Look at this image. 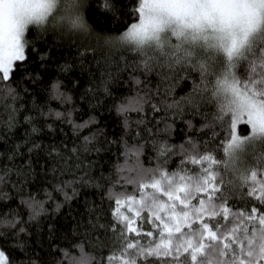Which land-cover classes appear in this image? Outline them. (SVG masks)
Listing matches in <instances>:
<instances>
[{
	"label": "snow or ice",
	"instance_id": "obj_1",
	"mask_svg": "<svg viewBox=\"0 0 264 264\" xmlns=\"http://www.w3.org/2000/svg\"><path fill=\"white\" fill-rule=\"evenodd\" d=\"M96 7L112 13L114 23H123L112 33H96L103 38L105 51L100 56L109 69L116 63L111 53L127 50L134 59L123 66L133 71L142 68L144 73L158 69V75L169 81L166 89L177 82L180 73L194 70L198 78L180 97L182 103L167 99L159 87L146 85L116 102L124 125L118 138L123 162L117 163L116 179L101 197L111 202V222L101 223L99 206L85 197L87 218L75 220L71 239L59 248L56 264H111L117 250L106 256L88 250L91 234L98 229L111 231L118 239L120 264H264V0H129L128 5L123 0H97ZM90 9L89 0H0V97L9 100L5 104L11 109L7 128L14 125L16 112L24 107L16 103L23 98L24 82H35L40 75L30 67L33 56L40 61V68L46 66L52 47L47 34L52 32L53 41L59 42L93 33L85 15ZM79 52L96 55L97 49L85 46ZM60 67L70 69L67 63ZM129 75L141 84L139 76ZM107 79H111L110 70ZM104 90L108 91L106 84ZM48 92L62 103L71 99L59 79L53 80ZM209 105L211 117L205 114L199 124L185 120L183 139L173 143L174 119H183L185 111L202 115L201 110ZM131 111L138 113L131 138L134 142L128 139ZM53 112L62 118L72 116L71 111L51 108L48 112L41 109L39 114ZM95 119L93 115L73 122L74 131ZM24 120L32 125L30 133L26 132L25 141L17 142L7 155L14 161L27 144L29 156L23 165L0 168L3 200L10 198L5 187H22L37 171L31 154L41 145L27 137L41 128L31 115H25ZM139 125L145 126L147 137H141ZM240 125L248 131L242 133ZM101 132L95 129L83 135L80 147L99 152ZM211 138L219 139L209 143ZM149 145L145 162L142 157ZM71 151L77 153L79 148L74 146ZM52 153L60 155L56 144L49 148ZM174 156L179 159L170 168ZM61 162L67 161L61 157ZM13 173L15 180L11 179ZM78 178L83 181V174ZM67 183L56 187L63 191ZM84 183L100 186L97 178ZM114 185L121 186L116 189ZM74 194H78L75 187L71 194L65 192V201ZM21 202L29 208L30 220L45 211L43 201L35 195ZM11 212V216L0 217V224L15 227L21 221L16 210ZM22 223L12 235L23 250L25 241L19 234L26 229ZM0 264H10L3 248ZM17 264L39 262L28 258Z\"/></svg>",
	"mask_w": 264,
	"mask_h": 264
},
{
	"label": "trees",
	"instance_id": "obj_2",
	"mask_svg": "<svg viewBox=\"0 0 264 264\" xmlns=\"http://www.w3.org/2000/svg\"><path fill=\"white\" fill-rule=\"evenodd\" d=\"M89 2L91 9L86 11L85 15L94 32L84 36H71L59 42L53 41L52 32L47 34V42L52 47L46 60V66L40 68V61L33 56V64L30 67L38 71L40 75L35 82H24L23 98L16 101L24 107L16 112V122L11 128L6 127L11 109L6 108L5 104L9 103V100L0 97V168L5 164L23 165L29 156L27 152L29 145L27 144L20 148L21 154L16 155L14 161H9L7 155L17 142L25 141L26 132L30 133L32 125L24 120L25 115H31L36 126L41 128L38 133H31L27 137L29 142L34 140L41 145L38 151L34 150L31 154L33 167L37 170L36 174L30 176L22 187L18 185L16 189H12L9 184L4 190L10 193V198L0 199V217L5 214L11 216V210H16L23 222L22 226L26 229V232L19 234V238L25 241V247L22 250L15 243L17 237L12 235L15 227L21 226V221H17L15 227L0 224V248L9 254L10 264H17L20 259L27 260L28 258L38 261L39 264H56L59 248L66 247L71 239L75 220L81 216L87 218L85 197L90 201H95L99 206L98 210L103 217L101 223H110L112 219L111 202L107 198L101 200V197L116 179L117 163L123 162V156L120 155L123 148L118 143V138L123 134L124 125L123 118L116 111V102L122 97L134 95L142 85H146L152 89L159 87L161 94H166L167 99H175L182 103L180 97L188 93L193 87L192 80L198 78V72L194 70H190L187 75L180 73L177 82L166 89L165 85L169 81H165L162 75H158V69L144 73L142 68L133 71L131 67L123 66L125 61L130 62L134 59V54L127 50L111 53V58L116 63L109 69L100 56L105 51L103 38L98 37L96 33H112L122 28L123 23H114L112 13L97 9V0H89ZM123 4L128 5L129 0H123ZM31 34L34 35V32ZM40 46L43 47V44ZM85 46L95 47L96 55L88 52L80 54L79 49ZM121 57L125 60H121ZM65 63L70 65L69 70L61 69L60 65ZM118 65L119 70H117ZM109 70L111 79L106 80ZM129 73L139 76L141 84H136ZM56 79L61 81V87L71 96L70 100L62 103L49 96L48 87ZM105 84L108 88L107 92L104 90ZM49 108L58 109L62 113L71 111L72 116L68 119L58 117L54 112L51 115L39 114L41 109L43 112H48ZM211 109L212 106L209 105L201 110L202 115L195 116L185 111L183 119H174L175 129L171 137L172 142L179 143L183 139L185 120L192 119L195 124H199L205 114L211 117ZM93 115L96 117L95 120L86 127L74 131L73 122L86 120ZM137 115L136 111L129 112L132 118L131 128L128 130L130 142H134L131 138L137 127L135 122ZM47 124H51L52 127L45 126ZM144 127V125H139L141 137H147ZM95 129H102L98 137L101 142L98 147L101 150L86 152L80 147L83 144L81 137ZM239 129L242 133L248 131L244 125H240ZM157 135H163V133H157ZM109 139L117 140V143L109 144ZM214 139L219 138H211L209 143ZM52 144L60 148L59 156L56 153L49 154ZM74 146L79 148L77 153L71 151ZM149 151L150 145L145 149V156L142 157L145 162H147L146 157ZM61 157L67 162H61ZM178 159V156L172 157L169 167H175ZM52 168L56 171L53 172ZM81 174H83V181L78 178ZM259 175L261 174L258 173ZM89 178H97L100 186L85 184L84 181ZM11 179H16L14 173ZM65 181L68 183L63 191L56 187L57 184L62 185ZM120 186L114 185L116 189ZM73 187L77 189L78 194L72 195L70 201H65L64 193L71 194ZM125 187L131 188L132 186ZM29 195H35L36 199L43 201L45 208V211L31 220L29 219V208L21 202L22 198H27ZM58 201L61 202L59 209L56 207ZM49 225H52L51 229ZM97 235H99L98 241ZM90 245L88 250L97 255L106 256L109 251L117 250V255L112 257L111 264H120L119 241L113 232L98 229L91 234Z\"/></svg>",
	"mask_w": 264,
	"mask_h": 264
}]
</instances>
